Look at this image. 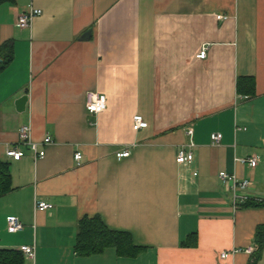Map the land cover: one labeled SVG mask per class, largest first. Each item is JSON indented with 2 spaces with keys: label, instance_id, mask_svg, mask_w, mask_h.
<instances>
[{
  "label": "crops",
  "instance_id": "1",
  "mask_svg": "<svg viewBox=\"0 0 264 264\" xmlns=\"http://www.w3.org/2000/svg\"><path fill=\"white\" fill-rule=\"evenodd\" d=\"M29 9L41 14L21 29ZM7 42L0 161L13 189L0 197V250L33 247V261L20 252L22 264L254 261L264 206L234 204L218 174L250 181L248 197L264 201V0H14L0 5V46ZM88 93L106 97L103 112H86ZM134 116L147 127L134 131ZM25 125L43 158L19 142ZM10 146L20 160L5 155ZM182 149L190 164L175 162ZM124 150L130 156L117 159ZM252 156L254 168L239 162ZM35 201L51 208L37 211ZM9 217L22 231L8 233ZM84 217L130 235L142 252L76 255ZM255 263L264 264V246Z\"/></svg>",
  "mask_w": 264,
  "mask_h": 264
},
{
  "label": "built area",
  "instance_id": "2",
  "mask_svg": "<svg viewBox=\"0 0 264 264\" xmlns=\"http://www.w3.org/2000/svg\"><path fill=\"white\" fill-rule=\"evenodd\" d=\"M41 14L40 10L37 9H29L25 13H22L18 16L16 25L21 29H28L31 25L32 19L36 16H39ZM218 21L226 19L224 16H217L216 17ZM206 57V50L203 49L198 55V59H205ZM247 98V97H245ZM106 108V97L104 95H98L95 93H88L86 95V103H85V110L89 114H99L103 112ZM147 127V124L142 120L139 116L133 117V130L138 131L140 129H144ZM19 135V142L22 145H25L29 148V150L35 155L37 158H43L45 153L44 151H38L37 150V144L33 143L30 139V127L28 125L22 126L18 132ZM221 135L220 134H212L210 136L211 143L213 145H218L221 141ZM44 144L51 143L50 137H45ZM5 155L14 161L20 160L24 153L19 150L16 146H10L6 149ZM130 156V152L127 150H124L120 153L116 154L117 159H123ZM82 159V156L80 153L74 154V161L78 162ZM193 160V154L189 151L180 150L178 151L175 162L178 164L183 163H191ZM241 164H245L251 168H254L257 165L258 158L256 156H252L247 159H241L239 160ZM219 179L223 183H228L230 186V190L232 193L233 203L234 204H244L246 202H254V203H264L261 199H255V198H249L248 193L250 192V188L252 186V183L248 180H240L235 175H230L224 172H220L218 174ZM35 209L37 211H45L47 209L51 208V205L42 202V201H35ZM6 228L8 233L14 234L17 232L22 231L23 225L15 218V217H9L7 218L6 222ZM19 252H21L24 257L27 260L33 261L35 250L33 247L30 246H21L19 248ZM238 251H233L232 253H236ZM253 250L251 248H248L246 250V253L251 254ZM229 256V253L224 252L220 254V259H226Z\"/></svg>",
  "mask_w": 264,
  "mask_h": 264
},
{
  "label": "trees",
  "instance_id": "3",
  "mask_svg": "<svg viewBox=\"0 0 264 264\" xmlns=\"http://www.w3.org/2000/svg\"><path fill=\"white\" fill-rule=\"evenodd\" d=\"M14 0H0V5L10 3ZM13 61L12 42L0 46V74ZM247 96L254 95V82L245 79ZM239 86V85H238ZM12 179L8 164L0 161V197L12 191ZM264 206V203L246 202L245 207ZM256 257L250 264H256L260 251L264 246V226L258 227L254 237ZM107 248H114L121 256L135 257L142 252L133 245L130 235L122 232L110 231L98 217H84L77 224L76 243L74 251L81 257L101 254ZM23 257L20 252L11 250H0V264H22Z\"/></svg>",
  "mask_w": 264,
  "mask_h": 264
},
{
  "label": "water",
  "instance_id": "4",
  "mask_svg": "<svg viewBox=\"0 0 264 264\" xmlns=\"http://www.w3.org/2000/svg\"><path fill=\"white\" fill-rule=\"evenodd\" d=\"M89 34V32H87L83 38L87 37V35ZM28 101V97L26 95L20 97L16 102H15V106H16V110L17 112H23L26 106V103Z\"/></svg>",
  "mask_w": 264,
  "mask_h": 264
}]
</instances>
